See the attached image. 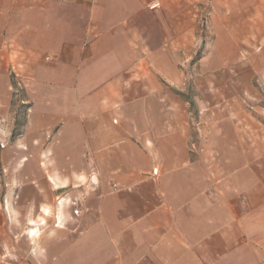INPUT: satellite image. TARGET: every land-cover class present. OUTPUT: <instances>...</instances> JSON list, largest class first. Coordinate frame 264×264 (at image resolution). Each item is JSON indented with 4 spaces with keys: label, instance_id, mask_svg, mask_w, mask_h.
Returning <instances> with one entry per match:
<instances>
[{
    "label": "crops",
    "instance_id": "1",
    "mask_svg": "<svg viewBox=\"0 0 264 264\" xmlns=\"http://www.w3.org/2000/svg\"><path fill=\"white\" fill-rule=\"evenodd\" d=\"M11 1L20 22L44 15V3L53 8L51 37L61 39L53 72L71 94L52 118L56 167L0 177V264H14V251L19 264H264V169L204 172L190 154L186 114L150 110L158 98L139 93L140 22L178 23L144 31L180 36L190 0L153 9L146 0ZM195 1L222 21L257 22L264 10V0ZM22 239L31 258L18 252Z\"/></svg>",
    "mask_w": 264,
    "mask_h": 264
},
{
    "label": "rangeland",
    "instance_id": "2",
    "mask_svg": "<svg viewBox=\"0 0 264 264\" xmlns=\"http://www.w3.org/2000/svg\"><path fill=\"white\" fill-rule=\"evenodd\" d=\"M10 1L0 0V177L34 178L56 167L51 165L52 118L71 91L57 85L53 72L60 59L52 45L61 40L51 37L53 8L44 3V15L32 13L20 22L17 2ZM211 12L209 4L190 0L186 21L179 24L185 33L164 31L161 40L158 32L144 29L173 30L178 23L140 22L139 93L158 98L145 104L150 110L186 114L190 154L204 172L242 174L249 168L263 173L264 10L257 22L246 16L222 21ZM35 27L43 32L34 33ZM38 116L44 120L35 121ZM28 117L30 133L24 138ZM35 158L45 164L36 166ZM42 226L40 234L49 223ZM19 244V254H28V242ZM13 255L10 260L19 264L17 251ZM23 264L32 263L27 259Z\"/></svg>",
    "mask_w": 264,
    "mask_h": 264
},
{
    "label": "built area",
    "instance_id": "3",
    "mask_svg": "<svg viewBox=\"0 0 264 264\" xmlns=\"http://www.w3.org/2000/svg\"><path fill=\"white\" fill-rule=\"evenodd\" d=\"M158 5H159V4H158V1H153V2H150V3H149L148 8H149V9L157 8ZM73 205L75 206V209H74V211H73V214H74L75 216H77V215H78L79 200L76 199V200L74 201Z\"/></svg>",
    "mask_w": 264,
    "mask_h": 264
}]
</instances>
